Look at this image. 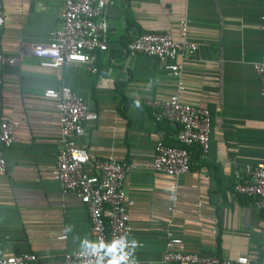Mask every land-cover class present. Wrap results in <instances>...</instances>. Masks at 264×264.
Wrapping results in <instances>:
<instances>
[{
	"label": "crops",
	"instance_id": "obj_1",
	"mask_svg": "<svg viewBox=\"0 0 264 264\" xmlns=\"http://www.w3.org/2000/svg\"><path fill=\"white\" fill-rule=\"evenodd\" d=\"M0 47L16 55L31 40H46L58 26L62 0H0ZM264 0H111L105 7L107 50L98 51L95 72L72 65L39 66L27 58L5 66L0 84V119L18 122L5 149L0 174V255L31 253L37 264H63L65 251L90 240L84 206L60 192L50 177L60 142L54 100L46 88L65 85L85 99L96 119L77 139L90 159L111 157L133 163L122 181L128 238L140 243V264H160L166 207L175 182L169 229L187 252L264 263V198L242 197L231 189L242 167L264 161V99L251 69L261 51ZM188 20L197 45L183 63L180 102L206 108L210 115L204 157L189 146V169L170 179L144 166L157 140L172 141L174 124H158L152 114L174 91V78L154 58L126 56L123 45L144 31L178 39L177 24ZM106 88H96L98 77ZM150 102V103H149ZM74 226L65 236L66 225ZM76 237V239H74ZM165 264H180L168 262Z\"/></svg>",
	"mask_w": 264,
	"mask_h": 264
},
{
	"label": "built area",
	"instance_id": "obj_2",
	"mask_svg": "<svg viewBox=\"0 0 264 264\" xmlns=\"http://www.w3.org/2000/svg\"><path fill=\"white\" fill-rule=\"evenodd\" d=\"M111 0H62L58 26L46 40H31L16 55H7L0 47V84L5 66L16 67L27 58L35 59L42 67L61 69L83 66L95 72L96 53L107 50L105 7ZM3 23L0 3V27ZM261 51L251 69L258 80V94L264 99V14L260 16ZM188 20L177 24L178 39L167 32L144 31L126 42L122 51L126 56L142 54L157 60L167 75L174 78V91L161 102H149L159 108L153 112L155 122H168L176 126L173 139L183 147L169 146L157 140L153 145L151 162L144 166L157 174L175 180L189 169L188 147L196 145L204 157L210 132V115L206 108L180 102L183 91V63L194 57L197 45L188 37ZM106 79L97 78L95 87L106 88ZM42 96L53 99L57 116L60 142L50 168V177L59 182L62 194L73 195L85 208L88 216L90 240L111 243L121 236L128 238V213L122 181L127 172L138 168L136 164L118 162L111 157L90 159L77 144L85 132L84 126L96 119L84 98L65 85L46 88ZM18 122L8 116L0 119V174L6 169L3 149L11 145ZM172 194L166 207L163 253L160 264H264L245 257L229 260L215 254L187 252L169 229L173 204L176 200L175 182L169 185ZM231 189L248 198H264V161L245 164L236 175ZM130 241V239L128 238ZM63 264H86L78 249L65 251ZM0 264H37L31 253L0 255ZM137 264L140 262L137 261Z\"/></svg>",
	"mask_w": 264,
	"mask_h": 264
},
{
	"label": "clouds",
	"instance_id": "obj_3",
	"mask_svg": "<svg viewBox=\"0 0 264 264\" xmlns=\"http://www.w3.org/2000/svg\"><path fill=\"white\" fill-rule=\"evenodd\" d=\"M73 228L74 226L71 224L66 225L65 236L72 232ZM128 232L130 233L131 229ZM140 246L134 237L129 241L127 236L114 239L111 243L81 238L78 251L85 259L86 264H137L135 252Z\"/></svg>",
	"mask_w": 264,
	"mask_h": 264
},
{
	"label": "trees",
	"instance_id": "obj_4",
	"mask_svg": "<svg viewBox=\"0 0 264 264\" xmlns=\"http://www.w3.org/2000/svg\"><path fill=\"white\" fill-rule=\"evenodd\" d=\"M161 142H163L164 144L169 145V146L183 147V145H181L178 142H176L173 138H172V141L161 140ZM188 149H189V147H188Z\"/></svg>",
	"mask_w": 264,
	"mask_h": 264
}]
</instances>
